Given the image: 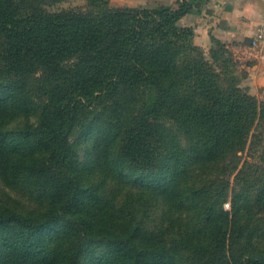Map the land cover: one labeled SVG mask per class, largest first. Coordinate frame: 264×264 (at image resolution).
Wrapping results in <instances>:
<instances>
[{"label":"trees","instance_id":"1","mask_svg":"<svg viewBox=\"0 0 264 264\" xmlns=\"http://www.w3.org/2000/svg\"><path fill=\"white\" fill-rule=\"evenodd\" d=\"M60 1L0 0V182L27 197L0 194V264H264V103L227 44L189 0Z\"/></svg>","mask_w":264,"mask_h":264},{"label":"crops","instance_id":"2","mask_svg":"<svg viewBox=\"0 0 264 264\" xmlns=\"http://www.w3.org/2000/svg\"><path fill=\"white\" fill-rule=\"evenodd\" d=\"M189 1L191 10L179 19V24L192 27L195 43L206 51L211 49L213 37L234 51L247 49L249 56H241L250 60L244 83L253 95L264 94V0ZM176 3L163 0L155 6Z\"/></svg>","mask_w":264,"mask_h":264},{"label":"rangeland","instance_id":"3","mask_svg":"<svg viewBox=\"0 0 264 264\" xmlns=\"http://www.w3.org/2000/svg\"><path fill=\"white\" fill-rule=\"evenodd\" d=\"M89 0H62L60 2L54 3L50 6H48V10L52 11V12H56V11H60L64 8H71V7H84L87 5ZM160 1L163 0H110V3L112 5L115 6H119V5H128V6H155L156 3H159ZM194 41H195V36H194ZM197 44V43H196ZM214 44V43H213ZM213 46V45H212ZM229 49L232 51L233 57L235 58L236 62H237V66H236V72L237 75L240 76L241 78V85L248 90L247 85L244 83L245 82V78L248 74V68L247 66L250 64V60L249 59H245L244 57L241 56H249V52L247 51V49L244 50H237L233 49L232 46H229ZM205 50V49H204ZM237 50V51H236ZM206 51V50H205ZM209 51H206V53ZM237 52V53H236ZM208 54V53H207ZM249 91V90H248ZM261 102L264 103V94L257 96L255 95ZM84 151L82 152V156L84 155ZM240 154L243 155V158H251L252 154H250L248 148H246L244 151L240 152ZM236 173H233L230 176V180H231V195L229 197V200L226 202L225 206L228 209H231V198H232V187H234L236 185ZM18 190V191H17ZM17 190H11L10 188L4 186L1 182H0V194L2 196L5 197V199L14 202V199H18V200H22L21 202L25 201L27 202V197L26 195L21 194V190L17 189Z\"/></svg>","mask_w":264,"mask_h":264}]
</instances>
